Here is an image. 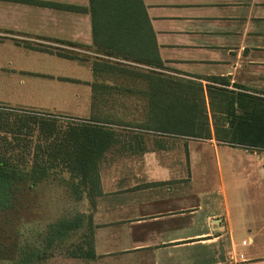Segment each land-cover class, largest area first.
I'll list each match as a JSON object with an SVG mask.
<instances>
[{
    "label": "crops",
    "instance_id": "1",
    "mask_svg": "<svg viewBox=\"0 0 264 264\" xmlns=\"http://www.w3.org/2000/svg\"><path fill=\"white\" fill-rule=\"evenodd\" d=\"M141 1L169 73L203 89L218 78L224 81L218 87L264 97V0ZM87 7L88 0H0V54L45 56L85 72L68 78L18 67L7 58L0 62V79L9 73L28 88L45 83L82 87L85 91L77 89L70 98L85 95L90 110L102 106L92 89L97 77L91 62L119 60L92 49L90 16L82 11ZM20 20L40 33L12 27ZM120 81L104 84L131 91L117 94L106 88L104 105L128 95L148 100V84ZM102 119L111 122L107 127L115 141L96 161L93 179L83 183L63 171L40 183L51 219L26 226V246L40 247L35 256L27 254L26 264H264V151L218 144L213 138L121 130L114 122L125 123V117ZM203 147L214 153L217 178L203 168ZM194 158H200L199 168Z\"/></svg>",
    "mask_w": 264,
    "mask_h": 264
},
{
    "label": "trees",
    "instance_id": "2",
    "mask_svg": "<svg viewBox=\"0 0 264 264\" xmlns=\"http://www.w3.org/2000/svg\"><path fill=\"white\" fill-rule=\"evenodd\" d=\"M82 11L90 16L94 51L119 61L163 69L141 0H88V7ZM119 61L91 62L97 77L92 89L101 96L102 106L106 88L117 94L131 91L119 84L108 87L106 80H141L149 86L144 91L148 99L146 116H160L158 126L151 119L142 129L192 140L213 138L218 144L264 151V97L218 87L224 83L218 78L208 80L214 85L208 84L205 89L191 80L186 87L180 82H169L170 77L159 72ZM90 116L107 115L93 111ZM109 124L102 118L76 120L0 106V264H26L27 254L33 257L39 253V244H28L23 249L14 242L19 237L17 233L9 234L21 219L24 195L33 193L52 172L66 171L83 183L91 181L96 161L115 141ZM14 247L19 253L16 258L11 255Z\"/></svg>",
    "mask_w": 264,
    "mask_h": 264
},
{
    "label": "rangeland",
    "instance_id": "3",
    "mask_svg": "<svg viewBox=\"0 0 264 264\" xmlns=\"http://www.w3.org/2000/svg\"><path fill=\"white\" fill-rule=\"evenodd\" d=\"M12 27H19L22 29L28 28V34L31 33H40L36 32L35 30H30V26H24L22 24V21L20 20L17 23H13ZM10 58L13 60V63L16 66L23 65L24 68L30 69V70H37V69H43V71H51L57 74L58 76H65L68 78H78L81 76H85V72L81 68L74 67L71 69L70 67H67L66 65H63V63H53L51 58L45 57V56H39V55H29L28 57L21 55L17 58H14L12 56H9L8 54H0V62L2 63L5 59ZM43 60V63L39 65V61ZM83 62H81L82 64ZM84 67L89 68V63L84 62L82 64ZM165 67V66H164ZM163 67L161 72H159L162 75L169 76L170 78L167 79L169 82H180V84L186 85V87H189L188 85V78L176 76L174 74L169 73L165 68ZM9 68V67H8ZM11 69V67H10ZM50 72V73H51ZM52 79V78H51ZM87 80V79H86ZM18 78L6 74L5 76H1L0 79V106L15 108V109H21V110H32V111H39V112H48L56 115H62V116H68L72 118H80V119H92V118H106V116H90V111L93 109L94 106H91L90 110V104L89 100L86 99L85 95L80 96L79 98H70V93L77 90L75 87H72L70 85H62L66 86L65 89L63 87H60L56 84H48L46 86L38 85V87H30L28 88V85L21 86L18 85ZM84 88L80 87L78 90ZM66 94V96H60V94ZM120 101L119 103H108L104 106H96L95 112L99 113L100 115H107V116H122L127 119V122L122 123L121 127L119 129L121 130H127V129H140L142 125L150 121L152 119V123L156 122V126H158V122L160 121V116H146L148 112L147 108V101L141 97L136 95H128L123 98L118 99ZM215 116H221L220 114L216 113ZM151 117V118H150ZM132 118V121L129 120ZM150 118V119H149ZM134 119V120H133ZM213 131V128H212ZM174 137V136H173ZM176 138V137H174ZM195 143H207L206 141H193ZM224 150H227L224 148ZM231 152H235L233 149ZM203 157L202 160L200 158H194V163H198L200 160L203 163V168L206 170L208 176L217 178L218 173L214 166L213 168V162L214 159V153L212 149H209V147H203L202 149ZM221 156L224 158V160H228L229 158L225 154H221ZM230 161V159H229ZM201 163L199 162V165H194L197 168H199ZM203 170V171H204ZM45 191V189H44ZM42 189V186L37 187V189L32 193L31 191H28L26 195H24V198L22 200L23 208L20 210V221L18 225L14 228H12V231L9 232V234L14 233L19 236L14 238L15 244L17 246H22L24 249L26 247V226L33 224L34 226H40L42 223H46L49 219L48 216H50V210L48 208V202L47 200L42 203L43 197L41 196L42 192H44ZM42 197V199H41ZM42 204H44V207L42 208ZM13 232V233H12ZM5 240V238L3 239ZM11 255L16 258L18 256V252L16 248H11ZM23 251H20V253ZM10 255V256H11Z\"/></svg>",
    "mask_w": 264,
    "mask_h": 264
}]
</instances>
